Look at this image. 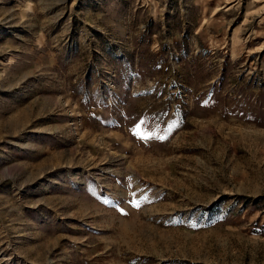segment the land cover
<instances>
[{"label":"rangeland","instance_id":"rangeland-1","mask_svg":"<svg viewBox=\"0 0 264 264\" xmlns=\"http://www.w3.org/2000/svg\"><path fill=\"white\" fill-rule=\"evenodd\" d=\"M0 264H264V0H0Z\"/></svg>","mask_w":264,"mask_h":264}]
</instances>
